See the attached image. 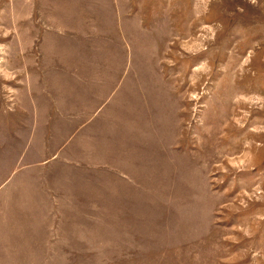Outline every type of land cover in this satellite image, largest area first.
I'll list each match as a JSON object with an SVG mask.
<instances>
[{"label": "rangeland", "instance_id": "374dc122", "mask_svg": "<svg viewBox=\"0 0 264 264\" xmlns=\"http://www.w3.org/2000/svg\"><path fill=\"white\" fill-rule=\"evenodd\" d=\"M116 1L128 68L83 121L39 54L93 1L0 0V264H264V0Z\"/></svg>", "mask_w": 264, "mask_h": 264}, {"label": "crops", "instance_id": "0c3cea01", "mask_svg": "<svg viewBox=\"0 0 264 264\" xmlns=\"http://www.w3.org/2000/svg\"><path fill=\"white\" fill-rule=\"evenodd\" d=\"M92 1L94 6L87 5V11L81 13V34L71 38L63 47H59L55 41L54 36L59 35L56 30L49 28L42 34L45 36L41 39L39 56L42 63L38 70L43 77L39 85L43 113L67 115L68 119L73 118L70 116L72 114H79L75 119L90 120L92 115L106 109L119 90L121 79L125 77L129 44L120 27L123 16L116 8L117 1ZM40 22L47 26L48 19H41ZM58 54L62 55L59 66L54 63V57ZM84 56L88 58L87 62L90 60L95 65L80 64V58ZM53 74H62V79ZM71 74L74 75L73 79ZM72 80H86L85 89L77 92L71 85ZM54 81L61 82L62 96L50 88ZM53 97H58L56 104L62 107L53 109Z\"/></svg>", "mask_w": 264, "mask_h": 264}]
</instances>
